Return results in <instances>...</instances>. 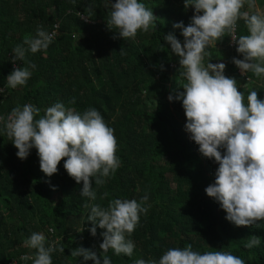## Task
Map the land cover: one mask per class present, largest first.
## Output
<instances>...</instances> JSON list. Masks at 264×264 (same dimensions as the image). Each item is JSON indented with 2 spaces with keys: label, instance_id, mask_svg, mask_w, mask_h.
<instances>
[{
  "label": "trees",
  "instance_id": "trees-1",
  "mask_svg": "<svg viewBox=\"0 0 264 264\" xmlns=\"http://www.w3.org/2000/svg\"><path fill=\"white\" fill-rule=\"evenodd\" d=\"M139 2L158 18L156 30L125 40L107 27V0H0V115L7 118L14 107L25 104L40 108L43 115L47 107L62 102L80 113L97 109L114 129L120 167L103 186L93 181L94 203L107 207L114 199L139 202L147 195L150 207L129 237L135 244L133 255L117 256L110 249L106 254L112 264L158 261L168 249L188 244L201 254L229 251L245 264H264V222L259 228L236 227L225 219L226 213L205 192L214 183L218 164L203 157L189 138L182 101L168 100L184 80L179 57L164 36L173 32L183 42L173 23L188 26L194 9H185L184 0ZM258 5L264 8V0ZM41 26L48 33L57 27L56 35L46 51L26 55L25 66L29 61L35 64L32 76L26 85L11 89L6 77L15 66H24L19 60L13 64L12 50L23 44L25 36L35 37ZM242 34L247 31L239 21L237 36ZM231 44L229 36L218 41L208 49L205 63L209 59L225 63V75L237 80L245 100L251 90L264 100V76L257 79L248 73L252 79L247 81L232 63L233 57L242 56ZM121 47L125 55L120 54ZM17 151L0 130V264L34 255L23 243L33 232L45 235L46 246L55 242L64 248L52 253V264H81L82 258L70 255L77 247L95 251L102 260L100 234L105 229L97 227L95 237L88 230L90 208L84 205L93 201L80 195L83 182L69 177L63 160L58 173L49 178L40 170L36 149L23 161ZM251 235L259 236L261 243L247 249L244 244ZM30 260L18 264H33Z\"/></svg>",
  "mask_w": 264,
  "mask_h": 264
},
{
  "label": "clouds",
  "instance_id": "clouds-1",
  "mask_svg": "<svg viewBox=\"0 0 264 264\" xmlns=\"http://www.w3.org/2000/svg\"><path fill=\"white\" fill-rule=\"evenodd\" d=\"M106 7H110L107 27L120 38L135 40L138 32L156 30L158 18L139 0H107ZM184 7L194 9L191 23L188 26L182 21L173 23V29L181 30L183 42L173 32L164 36L179 57L180 76L184 80L175 96L170 94L168 100L182 101L189 138L199 146L203 157L218 164L214 183L206 187V194L219 204L228 222L236 227L259 228L264 222V100L255 90L249 91L245 100L237 80L225 75L226 64H214L210 59L205 63V58L210 57L209 48L229 36L231 46L236 45L237 53L242 56V59L233 57L232 63L244 75L252 73L257 79L264 76V12L255 11L257 0H184ZM239 21H243L247 34L237 36ZM55 35L41 26L35 37L25 36L23 44L13 48V64L19 60L24 66L14 67L6 77L9 88L26 85L32 76L30 68H35L30 61L25 66L26 55L46 51ZM120 54H126L123 47ZM251 79L247 75V81ZM248 87L245 83L244 88ZM40 113L41 109L33 104L18 105L7 118L0 116L3 125L0 130L12 141L22 161L36 149L40 170L47 177L58 173L63 160L69 177L77 184L83 182L80 195L93 201L84 205L90 208L88 221L92 227L88 230L95 237L97 227L105 229L100 234L103 242L99 245L103 255L101 260L95 251L84 247L72 249L70 255L82 258L81 264L89 260L94 264H112L106 254L110 249L117 256L131 257L135 244L129 237L139 225L141 214L149 210L148 196L139 202L114 199L107 207L94 203L97 193L93 181L97 187L103 186L106 178L120 167L114 129L107 126L95 108L80 113L56 102L43 115ZM23 243L34 250V255L22 256L12 264L30 259L33 264H52V253L64 252L55 242L46 246V237L40 232H33ZM260 243L259 236L251 235L244 247L252 249ZM135 264H245V261L229 251L201 254L188 244L184 248L168 249L158 261L137 259Z\"/></svg>",
  "mask_w": 264,
  "mask_h": 264
},
{
  "label": "rangeland",
  "instance_id": "rangeland-1",
  "mask_svg": "<svg viewBox=\"0 0 264 264\" xmlns=\"http://www.w3.org/2000/svg\"><path fill=\"white\" fill-rule=\"evenodd\" d=\"M259 0H257V8L255 9V11H259V12H264V8L263 7H259ZM53 199H56V195L53 196Z\"/></svg>",
  "mask_w": 264,
  "mask_h": 264
},
{
  "label": "built area",
  "instance_id": "built-area-1",
  "mask_svg": "<svg viewBox=\"0 0 264 264\" xmlns=\"http://www.w3.org/2000/svg\"><path fill=\"white\" fill-rule=\"evenodd\" d=\"M56 31H57V27H54L53 32L56 33ZM53 32H51V33H53ZM15 67H18V66H15ZM0 116H1V115H0Z\"/></svg>",
  "mask_w": 264,
  "mask_h": 264
}]
</instances>
